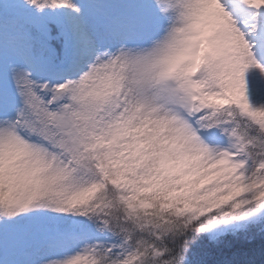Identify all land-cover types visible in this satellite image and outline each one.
Segmentation results:
<instances>
[{"label": "snow or ice", "instance_id": "obj_1", "mask_svg": "<svg viewBox=\"0 0 264 264\" xmlns=\"http://www.w3.org/2000/svg\"><path fill=\"white\" fill-rule=\"evenodd\" d=\"M0 264H264V0H0Z\"/></svg>", "mask_w": 264, "mask_h": 264}]
</instances>
